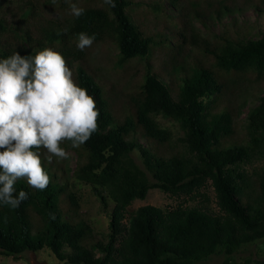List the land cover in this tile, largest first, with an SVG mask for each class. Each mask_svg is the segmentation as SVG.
<instances>
[{
	"label": "trees",
	"instance_id": "obj_1",
	"mask_svg": "<svg viewBox=\"0 0 264 264\" xmlns=\"http://www.w3.org/2000/svg\"><path fill=\"white\" fill-rule=\"evenodd\" d=\"M73 1H84L85 13L79 18L70 14L64 25L39 26L31 0H14L15 11L0 16V59L14 52L35 56L44 48L60 52L100 112L99 130L85 144H62L77 155L73 169L56 157L51 164L45 160L51 177L46 190L20 179L16 194L24 190L28 199L16 209L0 204V255L20 259L27 251L48 248L69 264H264V257L236 256L264 241V94L245 117H240V105L225 101L241 83L264 82V31L255 37L234 19L220 33L199 39L186 21V47L200 56L189 60L187 50L168 51L163 61L170 66L167 78L152 61L158 35L150 24L160 4L152 1L140 9L137 0H115V8L104 0ZM48 3L66 5L65 0ZM213 13L212 19L223 24L235 12L221 5ZM80 32L95 34L94 43L113 42L118 67L145 61L142 79L126 101L121 88L85 63L86 49L77 48ZM159 115L179 124L177 141L171 129L160 125ZM38 151L45 156L43 148ZM137 152L143 166L133 157ZM76 184L89 185L109 214L102 238L80 213ZM208 185L218 211L182 203L129 210L154 188L209 201Z\"/></svg>",
	"mask_w": 264,
	"mask_h": 264
},
{
	"label": "clouds",
	"instance_id": "obj_2",
	"mask_svg": "<svg viewBox=\"0 0 264 264\" xmlns=\"http://www.w3.org/2000/svg\"><path fill=\"white\" fill-rule=\"evenodd\" d=\"M71 15L85 13L78 2L65 0ZM112 8L115 0H104ZM66 34L67 29L62 30ZM58 35L61 33L58 32ZM95 34H77V48H90ZM100 112L95 98L73 79L66 58L52 48L35 56L14 52L0 59V204L18 208L28 193L16 194L18 180L36 190H46L51 177L44 162L67 159L61 145L79 148L99 130ZM43 148L47 155L38 151ZM37 149V150H34ZM55 220V214H51Z\"/></svg>",
	"mask_w": 264,
	"mask_h": 264
},
{
	"label": "rangeland",
	"instance_id": "obj_3",
	"mask_svg": "<svg viewBox=\"0 0 264 264\" xmlns=\"http://www.w3.org/2000/svg\"><path fill=\"white\" fill-rule=\"evenodd\" d=\"M14 0H0V16L7 15L15 11L18 6L13 3ZM27 1V0H25ZM36 2L39 20V26L47 27L51 23L64 25L66 19L70 17V7L66 3L65 7H59L55 4L48 3V0H31ZM142 2L139 8H145L148 2L156 1L162 8L154 11V22L150 24L152 32L157 33L156 43L154 45V56L152 57L153 64L160 70H164V76L170 77V66L163 64V61L168 58V51L177 54L180 49L187 50L191 56L189 60L193 59V54L200 56V53L194 47H188L187 40L183 38V29L186 28L187 22L190 27H193L194 33L198 38L208 37L221 32L222 25L231 26L234 19L239 25L245 29H251L255 32V37L264 31V10L260 11L258 8L264 9L263 0H137ZM74 2V1H73ZM23 2L21 3V5ZM84 1L78 2V6H84ZM221 5H227L234 10V15L225 17L223 24L215 19L213 11L220 9ZM12 8V9H11ZM232 16V20L230 17ZM203 20H206V25ZM187 21V22H186ZM190 31V30H189ZM259 33V34H257ZM118 48L111 42L93 43L90 48H86L85 63L97 72L102 80L112 82L115 87L122 90L123 100L128 99V93L135 87L142 79L144 73L145 61L142 59H134L126 63L125 68L118 67L116 61L118 59ZM83 58V59H84ZM165 66V67H164ZM176 75V73L174 74ZM106 83V82H105ZM130 87V89H129ZM104 90L108 88V83L103 85ZM233 94L225 98L226 102H231L241 106L240 117H245L252 106H254L261 95L264 94V82L259 80H252L250 84H240L233 89ZM160 125L168 127L173 132V141H177L181 136V129L179 124L175 121L169 120L162 115L157 116ZM174 144V143H173ZM183 146V144H180ZM62 147V145H61ZM69 155L66 161L68 166L73 169L77 163V155L75 151L66 150ZM47 155L46 150L43 153ZM136 162L143 166L139 153L133 154ZM259 164V162L257 163ZM77 195L80 198V213L84 218L90 222L97 237L102 238L103 234L108 231L109 214L105 211L92 192L89 185L76 184ZM206 193L209 195V201H203L202 198L189 199L188 197L172 196L163 192L158 188L150 189L145 199H136L129 206V210H136L138 207L151 204L164 209H169L182 203L183 205H207L214 211H218L216 204L215 192L211 185H208ZM112 203H110V208ZM251 255L254 257H264V241H258L255 244L241 250L237 257ZM0 264H69L65 261L59 260L55 254L48 248H43L38 252L27 251L20 259H14L12 256L0 255Z\"/></svg>",
	"mask_w": 264,
	"mask_h": 264
}]
</instances>
